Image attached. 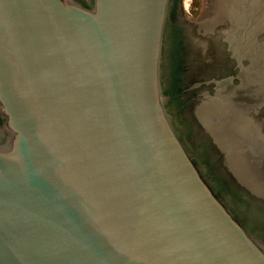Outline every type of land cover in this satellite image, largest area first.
Listing matches in <instances>:
<instances>
[{
  "label": "water",
  "instance_id": "water-1",
  "mask_svg": "<svg viewBox=\"0 0 264 264\" xmlns=\"http://www.w3.org/2000/svg\"><path fill=\"white\" fill-rule=\"evenodd\" d=\"M0 264H264V0H0Z\"/></svg>",
  "mask_w": 264,
  "mask_h": 264
}]
</instances>
